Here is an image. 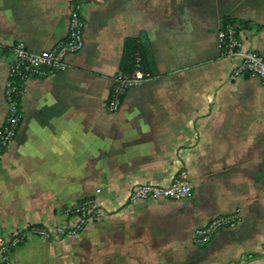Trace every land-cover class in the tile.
Instances as JSON below:
<instances>
[{
    "label": "crops",
    "instance_id": "1",
    "mask_svg": "<svg viewBox=\"0 0 264 264\" xmlns=\"http://www.w3.org/2000/svg\"><path fill=\"white\" fill-rule=\"evenodd\" d=\"M76 2L84 48L65 72L28 82L23 123L0 158V236L55 228L63 208L89 198L104 218L53 242L31 237L12 264H264V87L234 78L237 60L218 47L223 23L237 21L245 47L264 56V0H0V128L12 47L53 49ZM139 37L154 75L110 114L125 40ZM181 171L190 200L130 202L138 186H168ZM233 214L235 226L195 245L197 230Z\"/></svg>",
    "mask_w": 264,
    "mask_h": 264
},
{
    "label": "built area",
    "instance_id": "2",
    "mask_svg": "<svg viewBox=\"0 0 264 264\" xmlns=\"http://www.w3.org/2000/svg\"><path fill=\"white\" fill-rule=\"evenodd\" d=\"M86 20L83 6L76 2L69 15L67 36L56 46L45 52L33 53L24 44L18 43L11 49L12 62L9 66L8 80L5 87V99L8 105L5 121L0 128V158L8 154L18 136L24 114L17 100H21L28 82L45 79L65 72L69 56L82 52ZM242 24L237 21L224 22L219 32L218 47L223 58L236 59L232 75L236 79H257L264 87V56L245 47L240 33ZM148 79L141 72L131 78L120 72L114 79L111 93L105 109L110 114L117 113L128 92ZM97 193H100L98 191ZM193 196V183L186 171L176 174L168 186L140 185L130 195L132 204L147 202L188 201ZM65 223L55 228L45 225H29L23 230H15L0 236V264H12V257L31 237H38L48 242L75 236L85 229L99 223L104 213L94 198L76 201L61 211ZM237 214L220 216L211 220L205 227L197 230L195 245L204 248L223 228L235 226L239 222Z\"/></svg>",
    "mask_w": 264,
    "mask_h": 264
},
{
    "label": "trees",
    "instance_id": "3",
    "mask_svg": "<svg viewBox=\"0 0 264 264\" xmlns=\"http://www.w3.org/2000/svg\"><path fill=\"white\" fill-rule=\"evenodd\" d=\"M230 20H226L228 22ZM244 25H242V28ZM119 72L127 78H131L136 72L144 76L154 75V63L150 56V50L144 39L128 38L125 40ZM20 101L17 104L20 106Z\"/></svg>",
    "mask_w": 264,
    "mask_h": 264
}]
</instances>
